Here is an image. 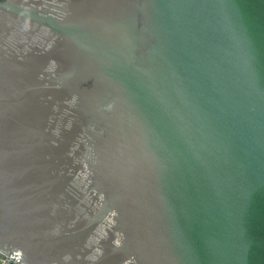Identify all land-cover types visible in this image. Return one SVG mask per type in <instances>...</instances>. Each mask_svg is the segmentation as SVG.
<instances>
[{
  "label": "water",
  "instance_id": "1",
  "mask_svg": "<svg viewBox=\"0 0 264 264\" xmlns=\"http://www.w3.org/2000/svg\"><path fill=\"white\" fill-rule=\"evenodd\" d=\"M25 264H264V0H0V252Z\"/></svg>",
  "mask_w": 264,
  "mask_h": 264
},
{
  "label": "built area",
  "instance_id": "2",
  "mask_svg": "<svg viewBox=\"0 0 264 264\" xmlns=\"http://www.w3.org/2000/svg\"><path fill=\"white\" fill-rule=\"evenodd\" d=\"M0 264H25L23 256L20 252H15V256L0 252Z\"/></svg>",
  "mask_w": 264,
  "mask_h": 264
}]
</instances>
